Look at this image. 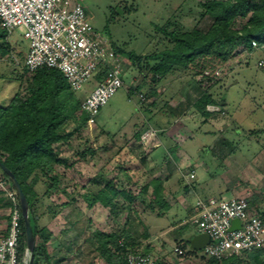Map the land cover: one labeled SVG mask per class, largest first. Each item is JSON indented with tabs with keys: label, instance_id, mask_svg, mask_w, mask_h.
Instances as JSON below:
<instances>
[{
	"label": "rangeland",
	"instance_id": "rangeland-1",
	"mask_svg": "<svg viewBox=\"0 0 264 264\" xmlns=\"http://www.w3.org/2000/svg\"><path fill=\"white\" fill-rule=\"evenodd\" d=\"M75 1L83 5L86 20L96 32L105 36L116 47L125 50L119 55L123 85L103 106L96 118L91 119L87 126L80 133L75 134L70 139L68 146L65 147L63 155L71 157L69 161L73 157H78L80 160L78 152L87 148L97 150L95 156L88 154L86 159L76 164L78 171L82 169L80 185L96 171L98 173L97 183H105L114 177L119 187L128 186L134 192H138V189L153 174L152 172L161 168L158 167L159 160L160 163L165 162L167 165L165 168H170V164H180L181 160H191V163L203 161L211 166V173L217 175L216 181H220L219 184H223L225 173L233 171L229 177L235 179L238 177L239 180L237 179L236 182L240 181L241 188H245L246 185L248 192L245 196L263 215L264 44L251 54L245 53L233 58L221 72L220 83L214 88V93L218 98H223L222 109L214 107L217 111L208 121H205L202 114L196 113L194 108H190L205 87L197 82L203 78L201 76L183 80L171 77L165 82H160L157 85V105L148 111L141 108L139 92L147 94L153 84L149 78L143 80L138 66L129 58V53L140 55L152 51L156 40L154 26L163 23L168 17L175 16L188 27L194 25L193 20L198 17L199 13V8L194 7V0ZM211 22L212 19L207 16L202 19L199 26L202 29H207ZM10 40L15 46L14 57L0 60V105L7 104L17 92L19 84L13 78L18 71H22L24 61V57L19 55V52L28 51L30 46V41L24 38L19 31H14ZM95 73L82 89L77 91L83 100L99 84ZM141 83L143 86L130 96L129 88L141 85ZM152 101L154 98L147 95L145 102L151 103ZM166 101L168 106L165 105ZM141 121L146 123L142 125L140 131L144 132L153 128L156 132L157 129L163 132L153 135L154 138L152 137L147 142L134 141L131 146L124 148L127 139L131 137V131ZM96 122L101 128L96 126ZM143 126L145 127L143 128ZM73 127L74 124H71L69 129ZM103 129L110 135H107ZM251 130H253L252 133H250ZM226 156L228 159L225 161ZM231 162L236 163L235 165L240 170L244 169L239 173H236L234 169L226 171V165ZM149 165L152 168H149ZM184 166L186 165L184 164ZM56 170L64 175V183L68 185L69 193L76 196V201L63 209L60 213L63 214L61 218H53L49 208L55 207L54 203H60L66 197L53 195L52 198H43V205L40 207V211H43L40 218L42 225L51 223L54 232L58 235L59 230L66 227L68 222L85 215L92 217L95 221L91 229L111 231L122 228L125 214L115 218L109 214L108 208L99 204L91 209L81 196L86 190H82L79 186L76 190L72 189L73 177L76 178L73 172L67 175L68 171L63 170V167L59 168L58 165H56ZM198 172L200 177L203 172L201 167L198 168ZM173 174L174 181L178 182V172L175 171ZM209 174L206 176L212 181L214 175L210 176ZM38 191L42 193L44 186L39 185ZM179 192L185 193L182 188ZM224 197H233L231 191H227ZM188 199L194 205L197 200L196 194L192 191L189 192ZM141 206L139 201L135 202L136 209ZM6 211L8 212V210ZM178 211L176 216L173 215L174 213H167V218H164L166 220L161 221L165 225H169L175 220L177 225L179 224L177 232L184 237V242L188 244L187 235L199 228L192 223L183 225L182 221L190 215L188 216L181 208ZM3 212L5 211L3 210ZM134 215L132 214L133 227L142 231L141 221L139 225ZM158 216L156 214V217ZM142 219L144 220V217ZM82 220L84 219L82 218ZM157 233L159 234L154 231L152 238L149 239L152 240L151 244L155 247V250L150 253L153 257L163 259L164 264L174 263V261L178 264H201L199 258L192 256L189 252H185L183 256H176L174 247L179 243L174 241L171 235H163L159 238L160 234L157 235ZM66 239L65 247L57 248L54 245L50 264H89L91 261L93 264H106L93 252L89 253L83 237L76 235L74 228ZM187 247L190 249L189 245ZM197 251L199 254H205L203 249ZM28 261L29 256L27 255L25 264H28ZM238 264H264V249L253 250L246 255L242 254Z\"/></svg>",
	"mask_w": 264,
	"mask_h": 264
},
{
	"label": "trees",
	"instance_id": "trees-1",
	"mask_svg": "<svg viewBox=\"0 0 264 264\" xmlns=\"http://www.w3.org/2000/svg\"><path fill=\"white\" fill-rule=\"evenodd\" d=\"M194 2V7L199 8L198 17L193 20L194 25L188 27L181 19L175 16L168 17L163 23L154 26L156 38L154 49L140 55L130 52L129 58L138 66L143 80L149 78L153 84L148 93L144 94L146 97L147 95L153 97L154 101L151 103L141 101V108L150 111L157 105V85L160 82H165L171 77L183 80L201 76L204 79L197 82L205 87L190 108H194L196 113L202 114L205 121H208L216 112L210 111L209 105L222 109L223 98H218L214 93V88L220 83L216 71L223 72L230 60L245 53L251 54L264 44V0H194ZM207 16L212 22L207 29H202L199 24ZM11 34L0 20V60L14 57L15 46L10 40ZM253 41L258 45L254 46ZM111 45L118 56L125 52L113 42ZM26 51L19 52V55L24 57L23 68L13 78L19 84L17 92L7 104L0 105V162L14 173L28 200L29 217L36 240L34 264H50L49 243L53 238V231L40 223L43 214V211H40L42 199L52 198L53 195L66 197V200L54 203L55 207L49 208L53 218L76 201V196L67 191L64 175L56 170V165L64 164L69 167L75 162L60 158L56 147L67 143L75 134L80 133L91 119L96 118L103 107L91 117V114L82 108L83 98L70 87L59 69L45 66L30 71L27 68ZM205 71H209L210 76H205ZM105 72L104 67L97 69L95 73L97 81L100 82L104 78ZM141 86L142 83L130 87V96ZM167 103L166 101V106ZM145 123L141 121L131 131L133 139L141 138L140 128ZM71 124H74V127L69 129ZM157 130V134L163 132ZM103 131L110 135L108 131L104 129ZM252 132L253 130L250 131ZM96 153L97 150L87 148L79 152V158L84 160L88 154L95 156ZM0 179L6 182L8 189L16 190L8 174L1 167ZM39 185L44 186L42 193L38 191ZM151 186L152 192L148 194ZM81 196L90 208L99 203L108 208L110 215L115 218L126 215L120 229L92 230L90 228L92 221L88 217L64 229V232H68L75 228L79 236L83 237L89 253L93 252L106 264H129L127 261L129 251L141 250L145 254L152 252L151 243L144 242L152 238L153 232L142 223L140 217L151 211L164 215L168 210L169 205L165 200L160 180L153 178L138 192H134L128 186L119 187L113 177L96 192L86 190ZM136 201L142 204L137 209ZM10 206L11 201L0 190V209L9 210ZM132 214H135L139 222L141 221L142 231L133 227ZM8 222V213L0 214V223L7 226ZM21 226L23 233L20 252L24 255L26 238L23 218ZM178 245L199 258L201 264H238L242 254L251 252L245 251L241 255L218 260L199 254L196 249H188V244L184 241ZM158 263L164 264L165 261L158 259Z\"/></svg>",
	"mask_w": 264,
	"mask_h": 264
},
{
	"label": "built area",
	"instance_id": "built-area-1",
	"mask_svg": "<svg viewBox=\"0 0 264 264\" xmlns=\"http://www.w3.org/2000/svg\"><path fill=\"white\" fill-rule=\"evenodd\" d=\"M0 20L9 33L19 31L30 41L25 58L30 71L45 66L57 68L70 87L78 91L98 68H105L104 78L82 102V108L91 117L123 85L120 57L110 40L91 27L81 3L75 0H0ZM253 45L258 44L253 41ZM215 74L219 77L220 70ZM204 75L210 76L209 71ZM139 99L146 100L143 92L139 93ZM214 107L209 105L208 109L215 112ZM156 134L153 128L148 129L141 134L140 141L147 142ZM183 176L191 183L195 170L187 171ZM0 190L11 201L9 222L5 232L0 233V264H25L28 254L27 251L24 255L20 252L23 215L18 194L16 190L8 189L1 179ZM235 219L240 221V226L230 230ZM188 223L210 237V242L203 248L208 257L222 260L264 248V216L251 207L245 196L199 197L193 213L182 221L183 225ZM185 252L180 245L174 247L176 256H183ZM127 261L129 264H159L156 257L141 250L129 251Z\"/></svg>",
	"mask_w": 264,
	"mask_h": 264
},
{
	"label": "crops",
	"instance_id": "crops-1",
	"mask_svg": "<svg viewBox=\"0 0 264 264\" xmlns=\"http://www.w3.org/2000/svg\"><path fill=\"white\" fill-rule=\"evenodd\" d=\"M96 126L101 128L100 125L97 122H96ZM144 127L145 126H143V128ZM142 132H143V130L141 131V133ZM134 141L139 142L140 139L139 140H135L132 137L128 138L127 142H126V145H124V148L126 146H131ZM69 142L70 141H68L67 143L60 144L56 148L59 150V157L60 158H62L64 160H68V162H75V163H74V165L69 166V167L65 166L64 164H59L58 165L59 168L63 167V170H67L68 171L67 175L70 174V172H73V175L76 177V178L73 177V188H72L73 190L74 189L76 190V188L81 187L82 190H89L91 192H96L105 183H102V184H100V182L97 183V177H98L97 174L98 173L96 171H94L93 175L90 176V178L86 182H84L82 185H80L79 182H81V180H82V177H81L82 169H79L80 171H78L76 169V164L79 161H81V160H79L78 157L77 158L73 157L72 160L69 161V158L71 159V157H68L67 155H63V153L65 151V147L68 146ZM123 150L124 149L122 148V151ZM151 156H152V154H151ZM77 159H78V161H77ZM149 159H150V157L148 158V160ZM227 159L228 158L226 156L225 161ZM183 162H184V164L186 166H184ZM235 164L236 163H234V162H231V163L227 164L226 165V167H227L226 171L234 169V171L236 173H239L240 171H242L244 169V168H242L240 170V168L237 165H235ZM158 165H159L158 167H161L163 169L160 168V169H157L156 171H153V172L151 171L153 174H151V175L149 174L150 178L142 186H144L145 184L149 183L150 180L153 179V178H156V179L160 180V182H161V184L163 185V188H164L165 200L167 201V203L169 205L168 210H166V213L164 215L163 214H158L159 215L158 217H156V214H157L156 211H153V212L151 211V212L146 213V215H144V220L142 219V217H140V218H141L142 223L145 224L146 226H148V228L152 232H154V231L155 232L156 231L159 232L160 235L157 233V235H159V238H161L163 235H166V236L167 235L168 236L171 235V236H173L174 241H176L177 243H179V242L182 243L184 241V237L177 232V230H178L177 226L179 224L177 225V222L175 220H173V222L171 224H169V225H165L164 222H162V221L166 220L164 218H167V216H168L167 213L171 212V213H174L173 215H175V216L178 215L176 213L179 212L178 210L180 208L183 209L187 213L188 216L193 213L196 203L193 205L190 202V200L188 199L189 192H191V191L194 192L196 194L197 199L199 197L203 198V199H208V198H211V197L220 198V197H223L227 191H231L232 196H236V195L245 196L246 192H248V188L245 185V183L247 184V182L244 181L245 182L244 183V185H245L244 187L245 188H241L240 181L236 182L237 179L239 180L238 177H237V179H235L234 177L233 178L229 177V174H232L231 172H233V171H231L230 173H225L224 174L225 177H224V180H223V184H219L220 181L219 182L216 181L217 180V175L211 173V166L208 163L203 162V161H200L198 163H196V162H192L191 163V160H189V161L188 160H186V161H182L181 160L180 164H178V163H176L175 165H171L170 164V168H165V167H167L165 162H161L160 163V160H159ZM199 167H201L202 170H203V172L201 173L200 177H199V172H198V168ZM231 167H233V168L231 169ZM149 168H152V167L149 165ZM192 169L195 170V178L193 179V181L191 183H188L186 181V179L183 177V173H185L187 171H190ZM175 171H177L178 174H179L178 182L174 181V179H173V176H174L173 173ZM206 174L207 175L209 174L210 176L214 175L213 176L214 179L212 178L211 179L212 181H210L209 177L206 176ZM214 181H216V182H214ZM64 184L67 187V191L69 192L70 190H69L68 185L66 183H64ZM178 185H179V188H178ZM140 188L138 190H140ZM181 188L187 194L180 193L179 191L181 190ZM152 189H153L152 186L149 187L148 194H150L152 192ZM245 197H247V196H245ZM65 200H66V198H65ZM97 204H99V203H97ZM96 205L91 207V209H93ZM99 205H101V204H99ZM250 205H251L252 208L256 209L255 206L252 205L251 203H250ZM4 211L5 212H3V210L0 209V214H7L8 213L6 210H4ZM109 214H110V212H109ZM62 215L63 214H59L57 216V218H61ZM85 217H87V216L84 215L81 218L78 217L77 219H75L72 222H68L67 223L68 225L66 227H68L71 224H76V222L82 220V218L84 219ZM88 218L92 221L91 225H90V228H91L92 224L95 221L90 216H88ZM143 221H145V222H143ZM137 222L139 223V220H137ZM43 225L48 226L49 229H51L53 231V238H52L51 242L49 243V249L51 251V262H52V252H53L52 250L55 248L54 245H56L57 248H60V246H64L65 247L66 241H67L66 238L69 236V232L71 230L68 231V232H64V229L66 227H63V229L59 230V233L57 235L54 232L51 223H47V224L45 223ZM139 225H140V223H139ZM5 230H6V226L4 225V223H0V233L5 232ZM92 230H94V229H92ZM75 232H76V235L79 236V234L77 233L76 230H75ZM202 233L203 232L197 230V231L192 232V233L187 235L186 239L188 241L189 248H191L190 244H191V240H193V239H194V242L199 244V245H202L203 243L206 245V243L204 242V241H206V239L204 237L200 236V235H202ZM151 242H152V240H149V241L144 242V243L147 244V243H151ZM151 245L153 246V249H152V252H153L155 250V247H154L153 244H151ZM191 249H194V248H191Z\"/></svg>",
	"mask_w": 264,
	"mask_h": 264
},
{
	"label": "water",
	"instance_id": "water-1",
	"mask_svg": "<svg viewBox=\"0 0 264 264\" xmlns=\"http://www.w3.org/2000/svg\"><path fill=\"white\" fill-rule=\"evenodd\" d=\"M0 167L8 174L9 178L11 179L16 192L18 194V198L20 201L21 209H22V215L24 220V227H25V238H26V251L29 256L28 264H34V250L36 246V240L33 234L32 225L29 217V203L28 200L17 180L14 173H12L3 163L0 162ZM240 226V221L238 219L233 220L232 226L230 230L236 229ZM201 237H204L206 241H204L206 244L210 242V237L206 233H202L200 235ZM191 248H194L196 250H201L204 248L205 244L199 245L194 242V239L191 240L190 244Z\"/></svg>",
	"mask_w": 264,
	"mask_h": 264
}]
</instances>
